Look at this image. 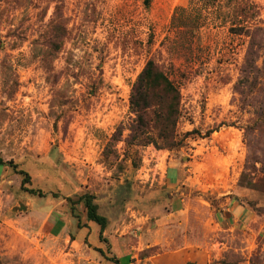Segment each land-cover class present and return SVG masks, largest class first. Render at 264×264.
<instances>
[{"label":"rangeland","instance_id":"rangeland-1","mask_svg":"<svg viewBox=\"0 0 264 264\" xmlns=\"http://www.w3.org/2000/svg\"><path fill=\"white\" fill-rule=\"evenodd\" d=\"M243 1L0 0V156L29 173L26 186L58 197L69 231V205L83 220L75 201L93 193L116 223L122 264H165L144 262L186 237L199 253L188 263L264 264V33L260 71L244 85L249 36L231 29L264 31V0H246L254 18L237 10ZM149 59L180 88L173 148L126 143L132 84ZM177 168L190 182L167 180ZM5 171L15 195L3 201L1 189L0 264H100L79 246L65 259L63 239H41L48 224L38 233L23 214L22 176Z\"/></svg>","mask_w":264,"mask_h":264},{"label":"trees","instance_id":"trees-1","mask_svg":"<svg viewBox=\"0 0 264 264\" xmlns=\"http://www.w3.org/2000/svg\"><path fill=\"white\" fill-rule=\"evenodd\" d=\"M145 1L148 3V0ZM253 9V6L245 0L238 5L237 10L241 16L254 18V13H251V16L248 15L250 11L255 12ZM231 29L235 33H244L249 36L245 58L241 67L242 78L239 81L245 85L250 77L260 71L256 61L259 55L258 51L262 48L263 42L260 40L264 31L261 27L246 28L243 25ZM182 32V30L179 31V33ZM259 34L261 35L259 36ZM129 104L135 118L130 126L129 137L126 139L127 145L153 143L159 148L177 146V140H180L177 138V124L181 117L180 88L162 64H157L153 59L147 60L144 68L132 84ZM0 165L13 167L15 172L22 176L21 189L29 196L35 198L48 196L39 189L26 186V183L30 180L29 173L23 169H17V165L13 164L11 160L5 161L0 156ZM50 195L58 198L55 194L50 193ZM66 198L69 202L71 201L69 196ZM95 200V195L91 192H86L77 197L75 203H82L85 209L83 220L79 215L74 214V206L71 204L69 205V213L71 217L76 219L79 228L85 225L84 221H91L98 225V238L100 241L106 242L107 246L106 250L101 248L96 250L113 264H122L118 256L111 250L108 239L103 236V232L109 224V218L99 212V206Z\"/></svg>","mask_w":264,"mask_h":264},{"label":"crops","instance_id":"crops-1","mask_svg":"<svg viewBox=\"0 0 264 264\" xmlns=\"http://www.w3.org/2000/svg\"><path fill=\"white\" fill-rule=\"evenodd\" d=\"M3 166H4V170L0 173V193L2 192L1 189H3L4 190V193H3L4 196L2 195L1 197L3 198V201L5 198H7V200L9 201V200H11L12 197H14L15 194L10 192V191L5 190L6 185L8 184V179L6 177L7 174L5 171V165H3ZM182 171H183V169L180 170V168L168 169L165 171V177L167 178L168 181H172L171 182L172 184L173 183L177 184L178 182H181V180L184 179L183 175L181 177V174H184ZM177 176H178V178L180 176L182 179H180V178L178 179ZM184 180L189 181L190 176H186ZM182 184H186V183L183 182ZM188 186H192V184L190 183V185H188ZM186 196L187 197H184L181 199V201L184 203H185L186 199L188 200L187 202H189V199L191 198V196L189 194ZM34 198L35 197H29L27 200H30L32 202L34 200ZM44 199L47 200L46 203L48 204V207H43V204L37 198H35V200H34L35 204L32 203V206H31V203L28 202L27 200L25 201V203L22 202V204H24L25 206L27 205L26 212L23 211V214L25 215V213H26L27 216L28 215L34 216L37 221H40V223L37 224L41 228V230L38 231V233L41 234V232L43 230V226H45V224L46 225L48 224V229L46 230V232L44 234H41V236H42L41 239H44L47 244L49 243V241H51V243H54V244L50 243L52 245L51 248H56L57 245H59L58 247H60L61 244H58L57 240L63 239V242L65 244H62V245L63 246H67V245L70 246V248L68 250L62 252V253H64L65 259L67 258V256L71 255L72 253L74 254V250H72V247L79 246L82 249H85V251L88 253L93 252L94 258L100 259L101 262L98 261V262H100V264H113L112 262L107 260L103 255H101L100 252H98L96 250L97 248H101L103 250H106V246H107L106 242L100 241V239L98 238V231H99L98 225H96L95 223H93L91 221H84L85 225H83L81 228H79L77 226V223H76L75 229H72V231L74 233H72L71 229H70L71 232L69 230H67V223L63 222L61 220L62 219L61 216L59 217V215H58L59 214L58 204L60 201H58L57 198L51 196L50 194L48 196L44 197ZM17 202H16V204H19ZM188 205H189V203H188ZM188 205L185 204L184 208L187 209ZM178 211H172L171 214L174 215ZM180 211L184 212L183 209H180ZM108 218H109V224L107 225L106 229L104 230L103 236L108 239V241L110 243L111 250L113 251V253H115L118 256V258L121 259V256L119 253L121 251L120 245L116 239L115 234L112 233L113 231H116V230H113V226H115L116 223L114 220H112L113 218H110V217H108ZM72 224L73 223H71V225ZM95 226H97V227H95ZM68 229H69V227H68ZM66 231H68V232H66ZM112 234H114V235H112ZM150 234H152L151 235L152 238L150 240H153L154 239V233H150ZM156 244H159V243H157V241L154 240L150 244L149 243L144 244V247L145 248L154 247ZM196 247H198V245L186 237V239L182 242V244H179L175 248H171V249L166 248L163 250V253L148 255L145 258L146 262H144V263L182 264V263H188V261L197 263L198 262L197 257L199 254L198 250H197L198 254L196 252L190 253L193 250L192 248H196ZM71 251H73V252H71ZM60 257L62 258V255ZM131 257L136 258V257H138V254H133V255H131ZM141 260L132 261L129 264L139 263ZM66 261H68V260H66ZM66 261L61 259V262H55V263H66ZM200 261H201V259H200Z\"/></svg>","mask_w":264,"mask_h":264}]
</instances>
